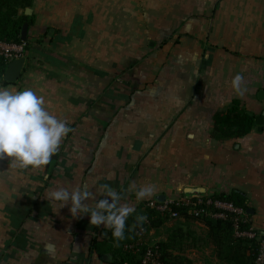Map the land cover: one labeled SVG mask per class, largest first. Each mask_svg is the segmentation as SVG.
<instances>
[{
  "label": "crops",
  "instance_id": "obj_1",
  "mask_svg": "<svg viewBox=\"0 0 264 264\" xmlns=\"http://www.w3.org/2000/svg\"><path fill=\"white\" fill-rule=\"evenodd\" d=\"M33 45L14 83L32 88L45 108L72 129L41 169L0 159V264H111L92 241L108 236L89 215L53 211L47 191L58 185L108 184L134 205L157 196L185 198L238 188L252 224L264 232V123L244 136L210 137L216 112L233 99L264 113V0H32ZM242 73L248 91L230 81ZM152 184L137 201L129 185ZM92 204L110 197L96 195ZM192 264L218 259L205 224H175ZM145 234L166 240L175 226ZM101 229V233H99ZM103 231L106 232L104 235ZM104 256H106L104 258Z\"/></svg>",
  "mask_w": 264,
  "mask_h": 264
},
{
  "label": "trees",
  "instance_id": "obj_2",
  "mask_svg": "<svg viewBox=\"0 0 264 264\" xmlns=\"http://www.w3.org/2000/svg\"><path fill=\"white\" fill-rule=\"evenodd\" d=\"M32 0H0V42L3 43H24L23 50L27 58V53L33 45L32 38L27 34L24 41L21 40L20 33L24 23L31 25L34 21L33 15L19 14V9L29 7ZM7 59L0 53V84H8L2 79ZM254 115L249 114L242 103L233 99L228 107L215 113L210 137L215 140H225L230 138H239L247 134L254 127ZM213 200H222L233 203L247 210L250 208L247 195L244 191L233 188L230 191H215L206 196ZM194 199V198H193ZM154 203L159 200L152 199ZM149 203V202H148ZM144 202L136 207V212L129 216L126 221L125 239L119 242V247L115 246L111 230L108 229V236L100 241H92V249L99 255L108 254L111 264H139L147 245L144 236L151 229L162 225L165 217H170L169 211L159 212L153 206ZM205 210H211L212 206L202 205ZM170 211L178 214L183 213L187 216V207L182 205H170ZM187 213V214H186ZM144 214L147 216V222L143 224V240L138 241V231L140 228H132L135 216ZM190 215V214H188ZM250 217V214H248ZM191 217L205 224L208 228L207 237L213 244L214 255L231 264H254L257 255L259 242L256 239L236 237L233 232V222L231 218L225 220L214 219L203 215L200 217ZM241 228H246L247 223L240 224ZM99 229V233H101ZM185 231L181 226L175 225L168 233L166 240L154 243L157 251L159 264H192L185 254Z\"/></svg>",
  "mask_w": 264,
  "mask_h": 264
},
{
  "label": "clouds",
  "instance_id": "obj_3",
  "mask_svg": "<svg viewBox=\"0 0 264 264\" xmlns=\"http://www.w3.org/2000/svg\"><path fill=\"white\" fill-rule=\"evenodd\" d=\"M229 83L237 96L243 97L248 91L242 73H236ZM44 105L43 96L37 95L32 88L0 87V159L10 158L13 168H43L57 152L63 138L72 131L68 121L52 114ZM93 185L96 186V195L110 197L111 202L99 199L92 204L83 203L93 199L94 194L89 191ZM133 190L137 201L153 197L156 191L152 184L137 187L135 181L127 191ZM45 197L49 202H57L54 212L70 202L69 211L73 217L88 214L89 224L110 229L116 247L125 239L126 221L136 212L134 205L121 202L124 198L122 192L108 184L97 186L95 181L83 186L58 185L47 191ZM146 222V215H136L132 228H140L142 232Z\"/></svg>",
  "mask_w": 264,
  "mask_h": 264
},
{
  "label": "built area",
  "instance_id": "obj_4",
  "mask_svg": "<svg viewBox=\"0 0 264 264\" xmlns=\"http://www.w3.org/2000/svg\"><path fill=\"white\" fill-rule=\"evenodd\" d=\"M24 43H3L0 42V53L7 59L8 62L19 58L25 57V52L23 50ZM182 205L187 207V212L194 216L200 217L203 215L209 216L214 219L225 220L231 218L233 222V232L236 237H243L248 239H256L259 244L257 248V255L254 260V264H264V232L256 228L249 216L248 212L240 207L236 206L231 202L222 200H213L211 198L204 197H194L193 198H164L159 200L157 203L150 201L148 205L153 206L157 211H169L170 218L176 219L178 213L175 211H170V205ZM202 205L212 206L211 210H205ZM247 223L246 228H241L240 224ZM144 230L138 231V241L142 242ZM157 251L154 243L148 244L144 254L141 257L139 264H159L157 259Z\"/></svg>",
  "mask_w": 264,
  "mask_h": 264
},
{
  "label": "water",
  "instance_id": "obj_5",
  "mask_svg": "<svg viewBox=\"0 0 264 264\" xmlns=\"http://www.w3.org/2000/svg\"><path fill=\"white\" fill-rule=\"evenodd\" d=\"M32 12L31 8L30 7H26V8H23V9H19L18 13L19 14H25V15H30ZM27 30H28V24L27 23H24L22 25V28H21V33H20V37H21V40L24 41L26 39V36H27ZM25 63V57H19V58H16L10 62H8L7 66H6V69L4 71V74L2 76V79L8 83H14L17 78L19 77L20 75V72L22 70V67ZM258 97L260 99L264 98V89H261L259 90L258 92ZM254 123L257 127V130L258 131H262V126H263V123H264V113L260 114V115H256L254 117ZM189 191L188 194H186L184 197L185 198H194V197H204L206 195H204L203 193H200V191H198L197 189H189L187 190ZM157 200H163V196H157L156 197ZM248 212V214H253V211L248 208L246 210ZM104 235L106 234L105 231H103ZM106 256H104L105 258Z\"/></svg>",
  "mask_w": 264,
  "mask_h": 264
},
{
  "label": "rangeland",
  "instance_id": "obj_6",
  "mask_svg": "<svg viewBox=\"0 0 264 264\" xmlns=\"http://www.w3.org/2000/svg\"><path fill=\"white\" fill-rule=\"evenodd\" d=\"M187 214V213H186ZM189 214V213H188ZM184 216L183 213H179L176 219H172L170 217H165V219L162 221L161 224H203L202 222H199L198 220H195L191 217V215Z\"/></svg>",
  "mask_w": 264,
  "mask_h": 264
}]
</instances>
